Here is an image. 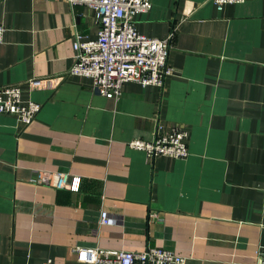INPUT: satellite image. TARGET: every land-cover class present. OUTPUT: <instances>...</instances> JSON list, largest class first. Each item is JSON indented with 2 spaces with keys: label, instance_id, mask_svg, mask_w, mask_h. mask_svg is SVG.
<instances>
[{
  "label": "crops",
  "instance_id": "0c3cea01",
  "mask_svg": "<svg viewBox=\"0 0 264 264\" xmlns=\"http://www.w3.org/2000/svg\"><path fill=\"white\" fill-rule=\"evenodd\" d=\"M137 30L171 32L162 86L125 82L115 100L67 73L75 33L98 23L67 0H0V86L41 103L27 125L0 114V264H89L80 248L162 247L185 264H256L264 246V0H151ZM40 84L33 88L29 79ZM182 126L184 159L130 148ZM41 172L80 178L77 191ZM115 219L99 223L100 212ZM155 213L156 216H151Z\"/></svg>",
  "mask_w": 264,
  "mask_h": 264
},
{
  "label": "built area",
  "instance_id": "2783aa9c",
  "mask_svg": "<svg viewBox=\"0 0 264 264\" xmlns=\"http://www.w3.org/2000/svg\"><path fill=\"white\" fill-rule=\"evenodd\" d=\"M46 1V0H44ZM218 10L227 3H240L245 0H208ZM70 6L85 5L98 23L97 36L94 39H81L75 33L72 47L73 63L67 73L74 76L88 77L94 90L106 97L117 100L125 82L137 81L143 86H162L166 76L172 73L168 63L171 46V32L165 38L150 37L140 33L135 25V16L146 12L151 7V0H67ZM5 27L0 23V43L3 41ZM30 87L40 81L27 80ZM21 83L0 86V114L15 116L27 125L35 118L41 103L23 100ZM188 133L182 126L176 125L169 130L158 128L150 140L131 139L128 146L141 150L148 159L167 156L184 159L189 155ZM38 180L57 189L66 188L77 191L80 178L71 180L64 172H41ZM151 216H156L152 213ZM115 219L106 211L100 212L99 223L110 224ZM76 251L79 258L89 264H185L180 254L154 246L140 251L116 250L103 248H80ZM40 264H54L48 258ZM256 264H264V246L258 250Z\"/></svg>",
  "mask_w": 264,
  "mask_h": 264
}]
</instances>
